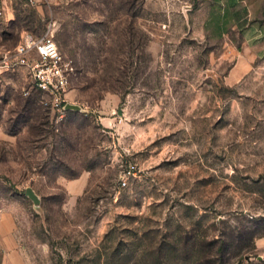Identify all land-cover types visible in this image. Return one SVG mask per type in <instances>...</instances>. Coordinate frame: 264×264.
<instances>
[{"label":"rangeland","instance_id":"374dc122","mask_svg":"<svg viewBox=\"0 0 264 264\" xmlns=\"http://www.w3.org/2000/svg\"><path fill=\"white\" fill-rule=\"evenodd\" d=\"M48 28L84 112L0 74V221L28 263L135 264L140 246L236 228L255 235L230 262L264 264V0H0V57Z\"/></svg>","mask_w":264,"mask_h":264},{"label":"built area","instance_id":"2783aa9c","mask_svg":"<svg viewBox=\"0 0 264 264\" xmlns=\"http://www.w3.org/2000/svg\"><path fill=\"white\" fill-rule=\"evenodd\" d=\"M70 62L64 58L51 28L39 35L26 34L8 55L0 57V74L27 71L28 86L23 94L34 91L41 95L40 103L64 114L70 90ZM126 185V182H123Z\"/></svg>","mask_w":264,"mask_h":264},{"label":"trees","instance_id":"16d2710c","mask_svg":"<svg viewBox=\"0 0 264 264\" xmlns=\"http://www.w3.org/2000/svg\"><path fill=\"white\" fill-rule=\"evenodd\" d=\"M66 111L78 112L73 110ZM203 217H207V215L203 214ZM222 222L223 221H220V223ZM217 224L219 223L213 222L211 226L216 227ZM243 233L242 231L236 233L235 228L231 232H221L220 235L215 234L211 237L202 233L201 243L199 239L198 241H194L196 239L193 237L186 236L184 240L179 239L173 244H169L163 240V242L159 243L157 246H140L143 247V249L142 252H140V258L137 259L135 264H146L147 262L145 263L144 261L149 259L152 264H179L182 259L180 256L181 252L184 254L183 257L185 256L183 258L185 261L192 260L194 254H197L198 258L194 262L198 264H233L230 262L231 258L237 256V253L241 250L235 252L237 249L236 246L234 248L235 241L238 240L239 245L245 244L247 240L250 241L255 235L252 233V235L248 234L247 237L243 236ZM243 246L244 245H242V247ZM242 247L240 246L239 248ZM174 255L175 257L173 258ZM147 264H149V261Z\"/></svg>","mask_w":264,"mask_h":264},{"label":"crops","instance_id":"0c3cea01","mask_svg":"<svg viewBox=\"0 0 264 264\" xmlns=\"http://www.w3.org/2000/svg\"><path fill=\"white\" fill-rule=\"evenodd\" d=\"M253 50L247 44L242 47L235 63L230 67L226 81L230 85L240 82L251 70ZM87 179L83 177L75 180L72 187L75 192L86 187ZM0 264H29L23 250L18 247L14 226L11 222L0 221Z\"/></svg>","mask_w":264,"mask_h":264},{"label":"water","instance_id":"95a60500","mask_svg":"<svg viewBox=\"0 0 264 264\" xmlns=\"http://www.w3.org/2000/svg\"><path fill=\"white\" fill-rule=\"evenodd\" d=\"M185 12V8L183 9ZM65 110H73V111H78V112H84L83 108L81 105L74 104V103H66L65 104ZM25 195L33 201L34 206L36 208L41 207V197L39 194L35 191V189L31 186L27 187L25 190Z\"/></svg>","mask_w":264,"mask_h":264}]
</instances>
